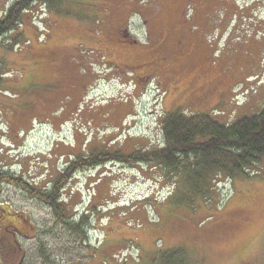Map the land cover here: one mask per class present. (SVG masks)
Returning a JSON list of instances; mask_svg holds the SVG:
<instances>
[{
  "label": "rangeland",
  "instance_id": "1",
  "mask_svg": "<svg viewBox=\"0 0 264 264\" xmlns=\"http://www.w3.org/2000/svg\"><path fill=\"white\" fill-rule=\"evenodd\" d=\"M79 1L60 12L38 1L17 31L0 38L3 169L43 186L92 147H159L164 112H209L229 122L264 108V0ZM15 2L0 0V17ZM233 15L239 19L231 22ZM210 17L216 43L196 31V43L184 44L187 21L202 18V35ZM125 25L149 49L121 39ZM162 30L165 48L178 39L173 60L160 55ZM51 52L60 68L41 58ZM259 174L218 176L212 199L188 197L194 205L176 209L172 182L146 162L79 169L63 198L76 220L91 198L103 206L88 240L17 185L4 184L0 204L28 216L39 234L18 235L20 264H166L164 254L178 248L188 264H264V160Z\"/></svg>",
  "mask_w": 264,
  "mask_h": 264
},
{
  "label": "trees",
  "instance_id": "2",
  "mask_svg": "<svg viewBox=\"0 0 264 264\" xmlns=\"http://www.w3.org/2000/svg\"><path fill=\"white\" fill-rule=\"evenodd\" d=\"M38 1L42 2L44 7L48 6L50 10L56 12L62 11L65 6L80 2L79 0H16L15 6L8 8L4 16L0 17V38L8 32L17 31L16 27L23 20L22 13ZM190 21L194 22V20ZM195 26L200 28L194 31L200 33L203 29L200 21L196 22ZM20 32L12 35L15 40L20 37ZM186 38L184 44L193 41L188 36ZM52 54L55 53L45 54L41 58L46 59L50 65L58 64L57 56ZM2 62L0 58V92L3 93L1 87L6 81L3 77ZM58 66L60 68L59 64ZM45 84H48V81ZM65 97L69 98V96ZM53 98L50 101L51 106L56 103V98ZM2 100L6 103V100L3 98ZM66 104L69 107L73 106L68 102ZM2 109L1 107L0 111ZM160 121L163 143L159 147H141L129 152L111 146L92 147L84 153L73 155L71 160L68 159L67 167L49 179L50 184L45 183L43 186L35 184L26 174L11 173L3 169L0 163V199L4 184L17 185L25 195L49 207L58 222L79 232L80 235H84L85 240H88L87 230L91 219L102 214L103 206L91 198L86 207L87 212L82 213L76 220L78 214L74 210L75 207H71L63 198L71 183L70 180L76 176L79 169L96 168L110 161L128 164L146 162L147 165L161 170L163 177L172 182L173 190L169 198L171 204L174 207L179 204L186 208L195 203L188 197L202 202H207L208 198L212 199L217 188L218 176L222 175L231 181L238 178L260 177L259 169L264 160V108L254 115H246L229 122H221L215 114L209 112L192 114L185 109H178L164 112ZM67 156L72 155L67 154ZM18 235L21 238L28 236L37 238L39 234L35 226L30 223L28 216L13 212L8 206L0 204V264L23 262L25 249L22 248ZM97 252L94 253L95 256ZM163 258L166 264H188L181 248L167 251Z\"/></svg>",
  "mask_w": 264,
  "mask_h": 264
},
{
  "label": "crops",
  "instance_id": "3",
  "mask_svg": "<svg viewBox=\"0 0 264 264\" xmlns=\"http://www.w3.org/2000/svg\"><path fill=\"white\" fill-rule=\"evenodd\" d=\"M194 20V22H191V21H187V24H186V28H188V38L189 39H192L195 43H196V32L194 31V26L196 25V22H199L200 20H202V18H199V19H193ZM163 32V30L160 32V37H161V39H162V45L163 46H165V43H166V39H167V37H168V34H163L162 33ZM200 35H199V38L201 37V36H203V34L201 35V32L199 33ZM158 37V36H157ZM156 37V38H157ZM175 39V38H174ZM177 39V38H176ZM176 39L174 40V42H176ZM168 40V39H167ZM177 41H178V39H177ZM164 63H165V61H164Z\"/></svg>",
  "mask_w": 264,
  "mask_h": 264
},
{
  "label": "flooded vegetation",
  "instance_id": "4",
  "mask_svg": "<svg viewBox=\"0 0 264 264\" xmlns=\"http://www.w3.org/2000/svg\"><path fill=\"white\" fill-rule=\"evenodd\" d=\"M198 2H199V0H198ZM197 2V7H200V5H199V3ZM190 6H191V8L193 9V6H192V3H191V1H190ZM193 20V19H192ZM204 22L205 23H207L206 24V31H209L210 29H211V25L212 24H215L216 25V21L215 20H213L212 19V17H210V18H204ZM226 26V25H225ZM123 30V29H122ZM226 30V29H225ZM205 31V32H206ZM220 32H221V29L219 30ZM218 31V32H219ZM205 32L203 33V36L202 37H200V39L202 40H204L205 41V43H207L208 44V41H207V37H205ZM121 35H122V38L125 40V39H128V38H130V35H129V33H128V30H126L125 32L124 31H122V33H121ZM216 37V36H215ZM132 41L133 42H136V41H134L133 39H132ZM211 42H215V41H213V39L211 38V40H210V44H211ZM216 43V42H215ZM209 45V44H208ZM162 56V55H161Z\"/></svg>",
  "mask_w": 264,
  "mask_h": 264
}]
</instances>
